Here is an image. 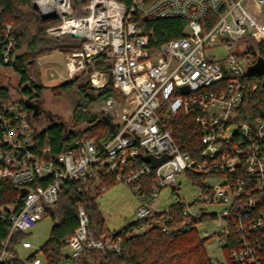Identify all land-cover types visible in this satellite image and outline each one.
<instances>
[{
	"label": "built area",
	"instance_id": "2783aa9c",
	"mask_svg": "<svg viewBox=\"0 0 264 264\" xmlns=\"http://www.w3.org/2000/svg\"><path fill=\"white\" fill-rule=\"evenodd\" d=\"M32 1L42 20L58 21L46 29L48 36L81 34V47L64 56L66 78L89 72L92 89L112 84L118 96L102 99L95 111L119 130L109 140L81 139L47 158L50 149L37 152L28 111L14 99L0 103V183H10L21 195L24 191L16 205L0 213V226L9 225L7 239L0 241V264L11 259L45 264L37 256L43 246L26 258L18 253L19 247L33 249L29 232L45 217V208L59 201L67 183L81 181L90 192L96 187L104 191L102 177L109 175L136 195V221L183 206L184 221L175 230L208 226L199 234L217 237L227 261L215 257L213 264H264V118L238 121L253 66L246 51L250 42L264 45V0H90L80 17L74 16L73 0ZM169 19L184 21V36L158 43L146 22ZM218 47L226 58L207 54ZM20 55L15 26L0 24V65L12 68ZM102 58L105 68H97ZM182 115L200 128L202 147L195 155L181 151L174 137L172 122ZM165 155L157 168L143 160ZM150 176L154 185L148 192L143 180ZM181 176L199 188L191 204L179 197ZM165 188H171L174 203L160 211L157 202ZM204 205L220 210L204 211ZM169 222V217L160 222L163 232L170 233ZM79 224L66 242L69 259L64 264H78L87 249L121 252V239L92 237L81 207ZM18 233L26 236L11 249Z\"/></svg>",
	"mask_w": 264,
	"mask_h": 264
},
{
	"label": "trees",
	"instance_id": "16d2710c",
	"mask_svg": "<svg viewBox=\"0 0 264 264\" xmlns=\"http://www.w3.org/2000/svg\"><path fill=\"white\" fill-rule=\"evenodd\" d=\"M129 3L130 0H119ZM90 0H73L74 14L77 17L86 15L80 12V7L88 5ZM82 10V8H81ZM11 23L15 26V34L19 42L21 55L12 66L20 78V96L17 101L28 111L32 126L35 130L37 152L50 149L47 158H53L72 149L75 142L81 139L109 140L119 128H112L105 115L92 114L93 108L99 101L110 96H116L117 91L112 84L102 90L90 87V73L66 82L50 90L56 95H63L71 89H77L82 101L77 105L74 117L77 122L85 123L86 128L81 132L68 130L65 125L54 124L44 130L36 126V120L41 113L40 99L45 93V87L31 81L28 67L43 55L60 51L68 54L81 47L82 41L72 36L51 37L46 29L57 21H44L33 8L31 0H0V24ZM147 26L153 28L158 43L184 36L185 23L181 19L147 21ZM246 53L252 55L253 66L247 75L244 101L239 111L240 123H252L264 118V69L254 66L264 61V45L250 42ZM105 59L96 61L97 68H105ZM109 68V67H108ZM13 100L11 88L0 86V103ZM174 137L181 151L195 155L202 147L200 128L195 121L184 115L172 122ZM139 164L143 160L138 161ZM106 190L96 187L92 195L81 181L69 182L63 188L59 201L45 208V217L54 221L49 240L42 247L45 264H62L69 259L65 249L67 240L78 230L79 208H83L88 218V231L95 240H122L120 253L106 250L87 249L78 259V264H213L207 255L205 245L209 238L202 237L197 229L188 228L175 230L184 221L183 206H173L166 213L155 214L152 217L137 220L125 228L108 232L106 219L100 210L97 199L117 184L115 175L102 177ZM144 185L149 192L152 189V176L144 178ZM21 196L20 190L10 183H0V213L9 211L16 205ZM257 211L253 215H257ZM169 217L167 227L170 233L163 232L160 222ZM151 225V226H150ZM8 224L0 226V241L8 237ZM145 226L147 229L138 234L133 229ZM235 236V234H233ZM26 235L18 233L12 240V247ZM228 253V250L225 251ZM2 264H22L15 259Z\"/></svg>",
	"mask_w": 264,
	"mask_h": 264
},
{
	"label": "rangeland",
	"instance_id": "374dc122",
	"mask_svg": "<svg viewBox=\"0 0 264 264\" xmlns=\"http://www.w3.org/2000/svg\"><path fill=\"white\" fill-rule=\"evenodd\" d=\"M31 2L33 8L40 16L32 0ZM81 8L82 7L79 9L80 12L82 11ZM57 24L58 21L54 25ZM77 39L81 41L80 38ZM235 53L242 56L244 52L236 48ZM207 54L214 56L217 60L227 57V52L223 47L212 49L208 51ZM64 56H66L65 53L55 51L51 54L39 57L34 64L28 67L30 80L42 85L46 89L39 102L41 113L37 117L36 126L38 129L44 130L54 124H62L70 131L75 130L76 132H81L86 128V124L77 122L74 117L76 107L82 101V96L78 93V90L71 89L63 95H56L50 90L53 87H58L71 81L66 78L67 74ZM254 67L256 69H264V61H260ZM0 86L11 88L14 100H17L20 96V78L12 68L0 65ZM95 107L96 105L91 108L92 114H98L95 111ZM178 183H181V190L179 191L180 199L187 204L193 203L198 197L199 188L184 176L180 177ZM94 191L91 192L92 195L95 194ZM171 193V188H165L161 192L157 202V207L160 211L167 210L174 203ZM97 202L106 219V228L108 232L112 233L114 231H119L136 221V210L139 206L138 199L131 188L122 182H118L113 188L105 192L97 199ZM203 209L208 212H218L220 210L219 207L211 205H204ZM53 225L54 221L50 217H44L41 221L36 223L30 230V235L28 236V241L33 245V249L25 251L19 247L18 253L20 257L26 258L33 252H36L38 248L42 247L49 240ZM208 228V226H201L199 231L205 232ZM205 250L211 259L217 257L220 262L227 263L224 252L217 248V237H212L207 241ZM68 251L69 249L65 250L66 253ZM37 256L40 258L43 257L40 253H38ZM64 263L65 260L63 261V264Z\"/></svg>",
	"mask_w": 264,
	"mask_h": 264
},
{
	"label": "water",
	"instance_id": "95a60500",
	"mask_svg": "<svg viewBox=\"0 0 264 264\" xmlns=\"http://www.w3.org/2000/svg\"><path fill=\"white\" fill-rule=\"evenodd\" d=\"M72 37H74V38L77 39V38H80L81 37V34L80 33H75V34L72 35ZM250 71H251V68H250L249 72ZM182 90L185 93H188L189 92V90H188L187 87H184ZM105 121H107V123H109L112 128H115L114 123L111 121V119L108 116H105ZM167 158L168 157L166 155L163 156V157H161V158H156V157H153V156H145L143 158V160H144L145 163L150 164L153 168H157L158 166H160L161 164H163L167 160ZM22 196H24V191L22 192L21 197Z\"/></svg>",
	"mask_w": 264,
	"mask_h": 264
},
{
	"label": "crops",
	"instance_id": "0c3cea01",
	"mask_svg": "<svg viewBox=\"0 0 264 264\" xmlns=\"http://www.w3.org/2000/svg\"><path fill=\"white\" fill-rule=\"evenodd\" d=\"M66 250V249H65Z\"/></svg>",
	"mask_w": 264,
	"mask_h": 264
}]
</instances>
